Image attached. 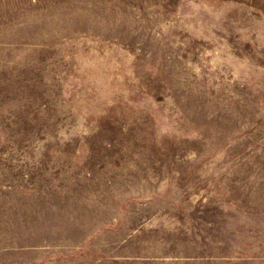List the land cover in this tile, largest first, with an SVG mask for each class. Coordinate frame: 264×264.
<instances>
[{
  "label": "rangeland",
  "instance_id": "obj_1",
  "mask_svg": "<svg viewBox=\"0 0 264 264\" xmlns=\"http://www.w3.org/2000/svg\"><path fill=\"white\" fill-rule=\"evenodd\" d=\"M0 264H264V0H0Z\"/></svg>",
  "mask_w": 264,
  "mask_h": 264
}]
</instances>
